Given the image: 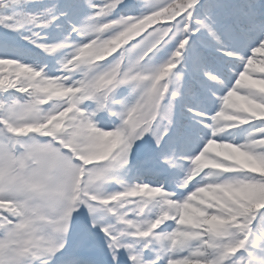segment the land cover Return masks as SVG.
<instances>
[{"label": "snow or ice", "instance_id": "6c2138e0", "mask_svg": "<svg viewBox=\"0 0 264 264\" xmlns=\"http://www.w3.org/2000/svg\"><path fill=\"white\" fill-rule=\"evenodd\" d=\"M0 264H264V0H0Z\"/></svg>", "mask_w": 264, "mask_h": 264}]
</instances>
